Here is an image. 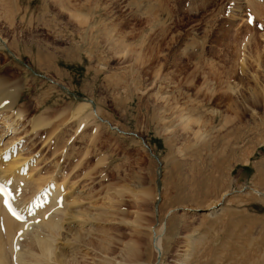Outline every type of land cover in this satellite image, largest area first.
Segmentation results:
<instances>
[{
  "label": "rangeland",
  "instance_id": "1",
  "mask_svg": "<svg viewBox=\"0 0 264 264\" xmlns=\"http://www.w3.org/2000/svg\"><path fill=\"white\" fill-rule=\"evenodd\" d=\"M0 4V79L17 88L0 96V165L18 159V200L39 207L26 236L62 264H264V0ZM54 184L66 203L45 212ZM50 213L56 233L38 226Z\"/></svg>",
  "mask_w": 264,
  "mask_h": 264
},
{
  "label": "bare ground",
  "instance_id": "2",
  "mask_svg": "<svg viewBox=\"0 0 264 264\" xmlns=\"http://www.w3.org/2000/svg\"><path fill=\"white\" fill-rule=\"evenodd\" d=\"M256 1V0H255ZM58 2V1H57ZM209 2H211V0H198V1H196L195 0V4L197 3V6H198V4H201V6H198L199 8H205L207 5H208V3ZM193 3V2H192ZM251 3V2H250ZM254 3V2H253ZM63 4V3H62ZM1 5V4H0ZM3 5V4H2ZM194 5V4H193ZM193 5H192V7H193ZM251 5H252V3H251ZM195 6V8L197 7L196 5H194ZM255 6V5H254ZM3 7H4V5H3ZM3 7H2V9H3ZM197 7V8H198ZM194 8V7H193ZM198 8V9H199ZM197 9V10H198ZM0 10H1V7H0ZM193 10V9H192ZM196 10V9H195ZM190 11V10H189ZM257 11V10H256ZM170 14V13H169ZM73 17V16H72ZM81 17V16H80ZM78 22V21H77ZM85 24V23H84ZM86 25V24H85ZM3 35V34H2ZM0 43H2L3 44V46H5V47H8V48H11L12 47V45H7V42H6V40L4 39V37L3 36H0ZM259 56V55H258ZM239 60V59H238ZM258 60V57L256 56V61ZM259 64V63H258ZM241 66V70H242V66H243V63H242V65H240ZM245 66V65H244ZM240 68V67H239ZM242 73H244V72H242ZM11 85V83L10 82H8L7 80H3V79H0V96H2L3 94L4 95H8L9 94V96L11 95L12 96V93H16V87H10L9 88V86ZM16 90V91H15ZM15 95V94H14ZM3 97V96H2ZM15 97V96H14ZM10 98V97H9ZM3 99V98H2ZM15 99V98H14ZM8 100V99H7ZM12 100H13V98H12ZM10 101V100H9ZM2 104H3V102H2ZM4 105V104H3ZM7 108H8V106H7ZM19 116V115H18ZM34 122V124H33V129H37V128H41V127H44V125H46L47 123L45 122V120L43 119V117H38L37 119H35V120H33ZM2 153V152H1ZM0 156H2V155H0ZM10 158V157H9ZM3 161H4V159H3ZM17 161V162H16ZM22 161H23V158H22ZM1 162H2V160H1V157H0V164H1ZM5 162V161H4ZM19 161H18V159L17 160H12L6 167H3L2 165H0L1 166V168H0V183L2 184V186L4 187L5 186V188H6V191L8 192V196L5 194V192H0V223H1V226L0 227H3L2 228V233L3 234H11V235H7V237L8 238H6V239H8L9 241H6V242H8V244H9V248L7 249L8 250V252H6V251H3V250H5V249H1V247H0V264H38V262H41L42 264L44 263V264H50L49 263V261L50 262H52V261H56L57 263H59V264H62L63 263V258H62V255L60 256L57 252V254L55 253V249L56 248H52V243H54V242H48V241H52L51 239L50 240H48V241H46V239H47V237H46V239L44 238V240L46 241H43L41 238H39V236H41V235H35V236H33V238L31 237V238H29L28 236H26V233H27V231L30 229V226H31V221H33L34 219H35V217L33 216V215H35L37 212V209L39 208V207H36V204L37 203H35V204H32L31 206H30V208H29V214L27 213V210H26V208L25 207H23L22 205H21V200H18V196H20V193L22 192V189L24 188L23 186H22V183H21V179H19V178H21V175L19 174V176L16 174V173H12V170H13V168H15V167H17V163H18ZM102 162V161H101ZM3 163V162H2ZM7 163V162H6ZM4 165V164H3ZM30 173V172H29ZM27 175V174H26ZM63 177V176H62ZM29 178H30V176H29ZM24 179V178H23ZM25 180V179H24ZM30 180V179H29ZM25 182H27L28 183V181H26L25 180ZM30 182V181H29ZM46 182V181H45ZM42 183V182H41ZM50 186V185H49ZM61 186H62V184L60 185H56V184H54V186L53 187H50V190L49 191H46L45 190V192H48V197H47V201H46V203L44 202V206L42 207L43 209H44V211L46 212V210H45V206L47 205V207L48 206H50V207H48L47 208V210L50 208V211H52L51 210V208H53L54 210H56V211H59L60 209V207L62 206V204H63V206H64V203H66L65 202V200H64V198H62V200H63V203H61V206L58 208L57 207V205H60V204H58L59 202H57V200H56V198L59 196V191L62 189L61 188ZM23 187V188H22ZM27 187V186H26ZM25 187V188H26ZM18 189H19V193H18ZM24 190V189H23ZM61 191H63V189L61 190ZM253 191H255V192H257V193H263V192H261V191H258V190H256V189H254ZM17 193L19 194V195H17ZM21 197V196H20ZM56 197V198H55ZM60 197V196H59ZM6 198H9L10 199V201L13 203V205L17 208V210L19 211V213L21 214V216H22V219H20V220H18V219H16V218H14V217H12L10 214H9V212H8V207H7V205L6 204H4V200L6 199ZM42 198V197H41ZM19 199H21V198H19ZM44 199V198H43ZM58 199V198H57ZM110 200V199H109ZM55 201H56V203H55ZM59 201H61V199L59 200ZM51 202H52V204H51ZM62 202V201H61ZM70 202V201H69ZM76 203H77V201H76ZM25 204V203H24ZM30 204V203H29ZM71 204H72V201H71ZM38 205H40V202H39V204ZM67 205V204H66ZM65 205V209H67L68 210V208H67V206ZM26 206H28V205H26ZM56 206V207H55ZM111 206V205H110ZM214 206V205H213ZM113 207V206H112ZM62 208V207H61ZM64 208V207H63ZM59 209V210H58ZM94 209V208H93ZM53 210V211H54ZM63 210V209H62ZM99 210V209H98ZM52 211V212H53ZM55 211V212H56ZM105 211V210H104ZM103 211V215H105V212ZM47 212H49V211H47ZM64 212L65 213H63V211H62V213L64 214V215H66V216H70V219H76V220H80V219H83V221H84V219H88V217H87V215L89 216V214L88 213H85V212H82V211H72V210H70V212L69 211H66V210H64ZM39 213V212H38ZM37 213V214H38ZM42 213H44V212H42ZM41 213V215H43ZM59 213V212H58ZM96 213V212H95ZM28 214V215H27ZM32 215V216H29V215ZM49 214V213H48ZM51 215H48L47 217L46 216H41V219L42 220H40L39 222L41 223H39V225L38 226H40V225H43V226H45V227H47L48 229H50L51 230V232H54V233H56L57 232V230L61 227V226H59L58 224H59V221H60V217L58 218V217H56V215H55V217L53 216V214L52 213H50ZM61 214V213H60ZM101 214V213H100ZM110 214V212L108 213V215ZM44 215H46V213L44 214ZM98 213H97V217H98ZM51 216H53V218L51 217ZM59 216V215H58ZM92 216V215H91ZM94 216V215H93ZM92 216V217H93ZM34 217V218H33ZM39 217V216H38ZM43 217V218H42ZM44 217H45V219H44ZM95 217V216H94ZM91 218V217H90ZM96 218V217H95ZM62 219V218H61ZM69 219V218H68ZM98 219V218H97ZM62 221V220H61ZM37 222V221H36ZM47 222V223H46ZM163 223V222H162ZM60 224H62V223H60ZM80 225H82V223H80ZM42 228V227H41ZM46 228V229H47ZM47 229V230H48ZM1 231V230H0ZM60 231V230H59ZM58 231V232H59ZM2 233H0V237H1V234ZM161 233H164V224H159V226H157V227H155V228H153V236H152V240L154 241H152L151 243H153V245H152V248H153V246H154V248H155V250H156V252H158V253H161V252H159V250L161 251V243H160V235H161ZM62 234V233H61ZM55 235V234H54ZM73 236H74V238L78 241L79 240V237H80V234H79V232H77V231H75V233L73 234ZM5 237V236H4ZM24 237H28V238H26V242L28 243V247H27V250L26 251H24L22 248H21V242H22V239L24 238ZM42 237V236H41ZM82 237V236H81ZM1 240V239H0ZM57 240V239H56ZM4 241V240H3ZM3 241L1 240V242L0 243H3ZM54 241V240H53ZM5 241H4V245H5V243H6ZM48 242V243H47ZM3 244L1 245L2 247H3ZM36 245V246H35ZM58 245V244H57ZM24 246V245H23ZM5 247V246H4ZM35 247L36 248H38L39 249V251L40 252H42L43 253V255H42V260H40V258L38 259V256L36 257V255L34 254V250H36L35 249ZM6 248V247H5ZM238 250V249H237ZM38 252V251H37ZM127 252H130V249H127ZM53 255V256H52ZM41 256V255H40ZM66 257V256H65ZM156 261H157V254H156ZM156 261H155V263H156ZM48 262V263H47ZM40 263V264H41ZM154 263V264H155Z\"/></svg>",
  "mask_w": 264,
  "mask_h": 264
},
{
  "label": "snow or ice",
  "instance_id": "3",
  "mask_svg": "<svg viewBox=\"0 0 264 264\" xmlns=\"http://www.w3.org/2000/svg\"><path fill=\"white\" fill-rule=\"evenodd\" d=\"M250 23H251V21H250ZM0 191H3V189L0 188ZM5 203L8 204V201L5 200ZM8 207H9V210L13 212V215H17L16 212H15V210L12 208V206L10 204H8ZM17 218L18 219H22V217H20V216H17Z\"/></svg>",
  "mask_w": 264,
  "mask_h": 264
}]
</instances>
